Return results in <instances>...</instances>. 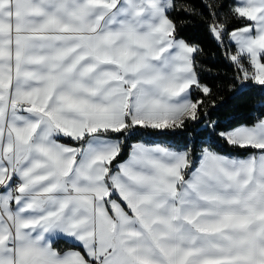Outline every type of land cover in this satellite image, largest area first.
Here are the masks:
<instances>
[{"label":"snow or ice","instance_id":"1","mask_svg":"<svg viewBox=\"0 0 264 264\" xmlns=\"http://www.w3.org/2000/svg\"><path fill=\"white\" fill-rule=\"evenodd\" d=\"M0 264H264V0H0Z\"/></svg>","mask_w":264,"mask_h":264},{"label":"trees","instance_id":"2","mask_svg":"<svg viewBox=\"0 0 264 264\" xmlns=\"http://www.w3.org/2000/svg\"><path fill=\"white\" fill-rule=\"evenodd\" d=\"M185 35L201 40L204 39L201 30L194 26H188ZM204 43L206 49L211 51V48L209 47L207 42L205 41ZM204 63L211 64L213 63V61L210 58H206L204 60ZM215 71L219 72L221 77L231 75V72L226 67L220 65H217ZM210 82L219 85L223 83V80L217 79L211 80ZM232 96L233 93L229 92L226 87L222 91H220V95L216 102L217 108H219V112H214V117H218L222 122H227L228 118L230 117H246L251 113L253 107L260 103L259 97L255 94L241 96L236 99H233Z\"/></svg>","mask_w":264,"mask_h":264}]
</instances>
